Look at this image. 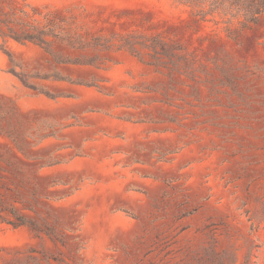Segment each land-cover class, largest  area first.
<instances>
[{"label":"rangeland","instance_id":"1","mask_svg":"<svg viewBox=\"0 0 264 264\" xmlns=\"http://www.w3.org/2000/svg\"><path fill=\"white\" fill-rule=\"evenodd\" d=\"M224 5L0 0L49 34L0 36V264H264V15Z\"/></svg>","mask_w":264,"mask_h":264},{"label":"trees","instance_id":"2","mask_svg":"<svg viewBox=\"0 0 264 264\" xmlns=\"http://www.w3.org/2000/svg\"><path fill=\"white\" fill-rule=\"evenodd\" d=\"M177 3L181 5H185L192 9L197 15L205 18L207 15L214 14L215 12L224 13L227 15L229 10H226V6L224 5L225 0H218L221 3H209L208 0H176ZM230 3L233 5L239 6L238 13L239 15H243L247 22H256L261 16L264 15V0H230ZM4 21H0V36L4 39L11 38L19 43H35L38 45H42L46 48L49 46V41L46 39L48 33L46 31L41 30L39 27L30 26V25H21L19 29L16 27H11L9 23H5L7 27V31L3 29ZM26 26H29L28 29ZM13 73L24 83L28 84L25 76L21 73H17L13 71Z\"/></svg>","mask_w":264,"mask_h":264}]
</instances>
